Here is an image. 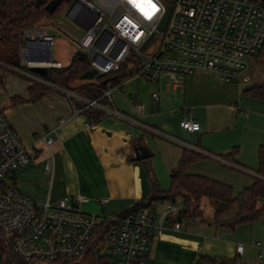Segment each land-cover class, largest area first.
Returning a JSON list of instances; mask_svg holds the SVG:
<instances>
[{"label": "crops", "instance_id": "1", "mask_svg": "<svg viewBox=\"0 0 264 264\" xmlns=\"http://www.w3.org/2000/svg\"><path fill=\"white\" fill-rule=\"evenodd\" d=\"M70 62L71 58L63 64ZM2 70L0 93L7 100L0 111L8 115L23 142L35 150L31 162L18 169L12 180L32 200L80 196L85 212L118 215L138 202L165 195L171 189V172L186 150L202 155L188 167L189 174L225 182L236 194L261 177L257 171L264 147V99L244 90L264 81H252V73L247 85L241 83L244 81L225 82L214 74L191 75L183 88L166 75L158 81L133 77L111 92L114 108L128 118L105 117L86 127L85 116L74 113L70 99L60 91L52 89L30 101L32 83L18 86ZM14 97L25 100L15 102ZM60 118L67 122L56 132ZM186 118L199 122L200 130L184 129L181 122ZM47 134L54 138L53 172L46 168L51 151L41 140ZM138 145L145 146L151 156L134 160ZM234 149V162L223 157ZM184 200L182 195L174 200L156 199L149 206L152 223L159 228L151 234L148 251L137 264H220V260L236 256L241 264H251V256L259 255L255 239L240 234L246 225H251L253 234L256 221L235 227L216 222L215 206L208 197H202L195 219H179ZM169 204L178 207V214H166ZM228 213L223 220L230 219ZM167 220L180 222V228H166ZM238 243L245 244L242 255L237 253Z\"/></svg>", "mask_w": 264, "mask_h": 264}, {"label": "built area", "instance_id": "2", "mask_svg": "<svg viewBox=\"0 0 264 264\" xmlns=\"http://www.w3.org/2000/svg\"><path fill=\"white\" fill-rule=\"evenodd\" d=\"M151 3L154 9L146 0H74L68 17L85 35L71 41V60L78 52L86 53L89 70L95 69L96 76H105L118 72L132 52L141 57L140 68L133 76L116 85L106 80L98 99L85 98L73 88L56 86L31 71L33 67L49 70L65 66L54 59L57 37L49 34L46 26L35 24L24 28L19 51L21 67H4L31 83L39 82L60 91L70 99L74 113L85 116L86 127L98 123L86 114L88 108L103 111L105 117L128 118L114 108L111 92L123 88L133 77L158 81L166 75L182 88L186 77L191 75L214 74L225 82L250 79L254 59L264 46V0H151ZM168 7L165 29L160 30ZM47 21L45 17L43 22ZM158 34L156 46L150 45ZM66 122V118H60L55 131ZM181 126L188 131L201 128L199 122L188 118ZM41 140L51 151L46 168L53 172L54 138L47 134ZM34 155V148L23 142L8 115L0 111V234L12 240L17 254L26 261L43 263L81 258L101 222L108 220L109 228L93 249L94 264H134L146 255L150 236L159 228L152 223L148 208L125 218L106 217L85 212L80 196L51 201L32 200L23 195L12 178ZM178 212L175 204L168 205L167 215ZM164 226L179 229L181 224L167 220ZM253 245L264 260V242L254 241ZM236 250L242 255L245 244L238 243Z\"/></svg>", "mask_w": 264, "mask_h": 264}, {"label": "trees", "instance_id": "3", "mask_svg": "<svg viewBox=\"0 0 264 264\" xmlns=\"http://www.w3.org/2000/svg\"><path fill=\"white\" fill-rule=\"evenodd\" d=\"M51 0H0V71L4 65L20 68L19 51L23 44L22 30L28 26L35 25L45 17L54 18L61 12L66 0H61L55 12L46 10V5ZM264 57V46L257 54ZM140 63L128 64L125 61L120 70L111 75L101 76L100 82L86 81L83 85L74 90L81 96L88 99H98L105 89L104 82L111 80L113 85L120 83L124 78H129L139 70ZM90 69L87 59L74 56L71 62L61 68H50L45 80L64 88H71L74 81L78 80L83 73ZM0 81L2 78L0 76ZM52 91V88L39 82H32L28 89V100L37 101L44 95ZM245 93L264 99V83L248 87ZM25 100L22 97H14L13 101ZM104 103L107 102L105 99ZM86 114L98 122L105 118L103 111L88 108ZM237 149H234L223 157L234 162ZM202 158L200 153L186 150L179 165L171 172V189L165 194L167 199L174 200L177 196H184L185 207L179 219H195L200 214L201 199L208 197L215 206L214 220L219 223L235 227L242 223H252L264 216V147L259 152L258 173L261 177L241 192L235 193L231 185L210 178L205 175L189 174L188 167L195 161ZM166 200V199H165ZM236 208V213L228 220H223L222 216ZM110 222L103 220L95 234L93 242L81 258L68 259L60 258L49 264H94L96 257L93 254L95 245L102 235L109 228ZM0 264H46L37 261H26L14 250L13 242L3 234H0ZM134 264H137L136 261ZM220 264H241L238 256L220 260Z\"/></svg>", "mask_w": 264, "mask_h": 264}, {"label": "rangeland", "instance_id": "4", "mask_svg": "<svg viewBox=\"0 0 264 264\" xmlns=\"http://www.w3.org/2000/svg\"><path fill=\"white\" fill-rule=\"evenodd\" d=\"M73 4H74V0H66V3L63 6V9L54 18L49 19V21L47 22H43L42 20L36 23V24L49 27V31H52L54 36L57 37V42L53 50L54 59H57L64 64L68 63L71 58V51L73 49V44L71 43V41L73 42L78 41L81 37L85 35L84 30L81 29L79 26H77L68 17V13ZM158 37H159V34L152 40L150 45L156 46ZM146 50L147 48L143 49L144 52H146ZM139 61H141V57L135 52H132V54L128 58V64H132V63L139 62ZM2 71L5 74V76H7L8 81L10 78L17 80L18 86L20 85V83L26 86V82L30 81L28 78L19 75L18 73L14 72L13 70L9 68L4 67ZM251 73H252V81H258V80L264 81V57H260L256 55L255 65L253 66ZM84 81H86V79L79 78L78 80L74 81L71 86L75 87ZM87 81L100 82L101 76L97 75L93 79H87ZM241 83L244 85L248 84L246 82H241ZM1 86H2V83L0 81V88ZM6 100H7L6 94L0 93V105L3 104ZM235 213H236V208L231 210L228 213L229 218L233 217ZM263 222H264V216H261L259 220H257L254 223L253 234H251V229H250L251 225H248V226L246 225V227L242 229L240 234H243L242 236L248 237V239H255V241L260 240L261 242H264ZM245 239L246 238H244L243 240L247 241ZM251 257H252L250 260L251 264H264V260L261 259L259 256L255 255ZM46 264H49V263H46Z\"/></svg>", "mask_w": 264, "mask_h": 264}, {"label": "water", "instance_id": "5", "mask_svg": "<svg viewBox=\"0 0 264 264\" xmlns=\"http://www.w3.org/2000/svg\"><path fill=\"white\" fill-rule=\"evenodd\" d=\"M61 0H51L47 5H46V10L50 13H53L55 12V10L58 8L59 4H60ZM169 14H170V7H168L167 9V13L163 19V21L161 22L160 24V30H164L165 29V26H166V23H167V20H168V17H169ZM78 56L85 59L87 56H86V53H83V52H78ZM31 71L32 72H35L37 74H40L42 76H46L47 73H48V69L45 68V67H33L31 68ZM97 74V71L95 69H92V70H89V71H86L85 73H83L81 75V79H93ZM137 156L134 158V160H142V159H147L148 157L151 156V154L148 152L147 148L143 145H138V149H137ZM167 195H159V196H153L151 197L148 201L146 202H138L136 204H134L132 207L130 208H127L123 211H121L118 216L121 217V218H125L127 216H129L130 214L134 213V212H137L141 209H144V208H149V206L152 204V202L156 199H167Z\"/></svg>", "mask_w": 264, "mask_h": 264}, {"label": "snow or ice", "instance_id": "6", "mask_svg": "<svg viewBox=\"0 0 264 264\" xmlns=\"http://www.w3.org/2000/svg\"><path fill=\"white\" fill-rule=\"evenodd\" d=\"M146 3L148 4V6H150L151 8H155V5L151 3V0H146Z\"/></svg>", "mask_w": 264, "mask_h": 264}]
</instances>
